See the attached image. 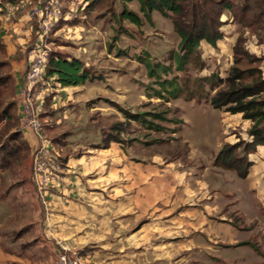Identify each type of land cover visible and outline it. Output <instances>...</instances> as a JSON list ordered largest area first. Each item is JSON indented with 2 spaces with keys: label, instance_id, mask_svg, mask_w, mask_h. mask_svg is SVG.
<instances>
[{
  "label": "rangeland",
  "instance_id": "obj_1",
  "mask_svg": "<svg viewBox=\"0 0 264 264\" xmlns=\"http://www.w3.org/2000/svg\"><path fill=\"white\" fill-rule=\"evenodd\" d=\"M16 1L19 4L20 0ZM57 1L61 18L45 38L49 55L58 53L79 59L103 79L82 88L77 99L84 104L78 109L79 103L73 100L56 107V100L63 102L65 98L46 80L50 87L46 96L55 95L48 111L53 116L46 121L56 130L48 137H57L59 144L50 146L42 132L39 146L45 142L47 149L58 154L63 147L73 153L77 144L101 142L102 128L124 120L106 99L132 113L180 110L165 114L168 120H156L163 127L160 131L133 122L123 134L136 141L125 146L127 164L138 169L128 168L124 174L125 183L131 186L134 181V188L117 203L111 202L109 196L107 231L101 233L102 225L91 221H79L72 239L75 243L69 240L74 252L69 251L83 264H264V147L248 155L252 167L247 178L216 165L215 158L224 144L250 140L252 122L244 120L242 114L217 110L207 102V97L226 89L239 39L255 60L243 61L238 67L258 68L264 77V43L225 12L224 39L217 48L203 42L198 57L180 72L170 58L171 53L179 52L180 43L171 18L158 12L145 18L140 5L133 2L128 8L143 20L137 27L119 18L123 9L120 0ZM4 10L7 14V8ZM36 38L37 32L25 46ZM4 60L10 63L6 45L4 53H0V61ZM147 62L173 67L169 78L178 77L184 88L178 99L166 102L149 96V86H157L149 77ZM214 75L222 81L213 89ZM17 107L20 110V104ZM67 109H75L70 117L75 124L92 127L88 137H72V128L64 118ZM181 119L184 124L177 122ZM6 130L4 122L0 125V147L7 140ZM156 139L158 142L144 144ZM24 163L22 160L0 170V264H59L60 245L52 229L45 228L43 212L37 217V205L30 202L27 206L31 210H25L29 207L21 204L24 196L18 184L25 180L20 170ZM33 171L31 178L37 185ZM109 177L116 179L117 175ZM91 190L92 195L101 197L100 192ZM37 191L41 189L37 187ZM107 192L112 195L116 191L110 188ZM88 206L95 211L94 205ZM100 221L106 226L105 220Z\"/></svg>",
  "mask_w": 264,
  "mask_h": 264
},
{
  "label": "trees",
  "instance_id": "obj_2",
  "mask_svg": "<svg viewBox=\"0 0 264 264\" xmlns=\"http://www.w3.org/2000/svg\"><path fill=\"white\" fill-rule=\"evenodd\" d=\"M5 1V3H4ZM3 8L7 4L16 5V0H4ZM96 2L97 0H93ZM122 10L119 14L121 20H127L137 27H141L143 20L132 10L128 4L137 2L145 18L150 19L154 12L166 18H171L176 33L180 38L179 52L171 53L176 70L183 72L191 59L197 58L203 42L212 48H217L218 43L224 39L223 27L227 24L222 20L225 12H229L234 21L250 29L259 42L264 43V0H120ZM116 38V37H115ZM5 46L0 39V53H4ZM235 66L226 80V89L216 92L214 97H207V102L217 110H224L232 115L242 114L244 120L252 122L248 131L250 140L240 144H224L215 158V164L222 168L235 171L240 178H247L252 167L248 155L255 152L258 147H264V77L260 69L238 67L243 61L253 62L244 48L242 39L234 47ZM149 77L154 79L157 88L149 86V96L164 99L166 102L178 99L184 92L179 78H169L173 67L162 62H147ZM214 75L211 77L212 88L218 87L222 79ZM92 69L81 60L70 56L53 53L48 56L45 80L51 81L55 86L76 87L89 82L102 80ZM55 95L48 94L45 103L39 112L42 123V132L46 140L53 145L59 144L58 138L48 137L55 125L46 120L53 116L49 113V106ZM16 86L11 73V63L0 61V125L6 122L7 140L0 147V170H7L19 161H27L31 154V147L24 138L19 126L17 104L15 101ZM111 107L124 116L123 121L112 122L107 129L101 130V144L97 148L108 149L111 144L131 146L135 139H126L123 134L128 132L133 122L152 131H160L163 127L156 120H168L164 117L170 112H179V109L168 108L167 111L132 113L131 110L106 99ZM94 121L93 117L90 119ZM184 124V120H177ZM100 126V125H99ZM64 137L63 135H60ZM158 139L145 141L150 145ZM187 148V147H186ZM63 163V158L60 159Z\"/></svg>",
  "mask_w": 264,
  "mask_h": 264
},
{
  "label": "crops",
  "instance_id": "obj_3",
  "mask_svg": "<svg viewBox=\"0 0 264 264\" xmlns=\"http://www.w3.org/2000/svg\"><path fill=\"white\" fill-rule=\"evenodd\" d=\"M39 3H41L39 0H20L19 4L17 3L16 5L9 3L6 5L8 10L7 14H4L5 10L0 5V34L2 43L8 49L9 61L12 68L11 73L14 76L16 86V104H19V91L24 84V78L28 70L27 49L30 44L28 46H25V44L30 42L31 37L36 32V22L31 20L29 13L31 8ZM27 4L28 6L26 7ZM22 7L26 8H23L24 10L22 11L20 10ZM20 11L22 13L19 17L17 13L19 14ZM9 43H12L14 46L11 47ZM9 47L12 49V53ZM55 87L56 92H62L64 98L67 99H63L65 102H62L57 97L58 100L54 103L56 107H61L64 103L73 100L79 103L75 109L79 107L83 108L84 103L78 101L77 94L82 93V88L85 85L65 88L57 85ZM75 109L72 111L67 109L64 118L67 119V125L72 128V134H74L72 137L78 136L79 138H86L88 137L89 129H92V127H84L86 125H79V123L75 124V119L70 118L75 114ZM16 113L19 121L21 108L19 110L17 107ZM20 130L23 132L24 138L31 147V154L28 160L20 168L25 176V180L20 181L18 184V189L24 196L21 204L25 208L29 207L27 205L30 202L37 205V217H40L43 212L44 226L45 228L52 229V235L57 244H64L70 251L74 252V247H72L71 242L73 244L75 243L72 239H74V234L79 227L77 223L88 220L89 222L91 221V224L95 223L97 226L102 225L99 227L101 233L107 231L108 224L106 218L109 215V196H112V199H110L111 202L115 201L117 203L123 199L127 191L130 192L134 188V181L131 183V186L129 182L125 183L124 174L126 169L128 170L129 168L131 171H134L137 167L134 164H127L129 159L128 153H126L125 147L120 144L113 143L108 149L97 148L101 144L100 141L98 143L94 142L95 144H88L89 146L86 144H77L78 147L73 153L71 151L66 152V147H63L58 151L59 159L64 158L63 163L59 161L60 174L62 176L61 185L49 191H37L38 185H35L31 176L33 169L32 156L39 146V139L29 129ZM43 138L45 139V137ZM49 145L53 146L52 143H49ZM259 149L262 150L260 147ZM62 151H64V155L61 154ZM109 174H116L117 178L111 179ZM114 183L115 185H113ZM110 188H115L116 191L112 195L107 192ZM90 190L96 191L97 193L100 192L101 197L92 195ZM97 198L98 200L90 202V200ZM89 204L94 205L95 211H90L91 208L88 209ZM25 210H31V207ZM100 220H105L106 226ZM69 240L72 241L69 243Z\"/></svg>",
  "mask_w": 264,
  "mask_h": 264
},
{
  "label": "built area",
  "instance_id": "obj_4",
  "mask_svg": "<svg viewBox=\"0 0 264 264\" xmlns=\"http://www.w3.org/2000/svg\"><path fill=\"white\" fill-rule=\"evenodd\" d=\"M29 16L36 22L37 38L27 49L28 70L18 95V103L21 106L19 126L20 129L33 131L40 138L42 124L39 120V112L44 105L46 92L50 89L45 80L49 56L45 38L61 18L58 1L44 0L31 8ZM35 156L33 177L38 187L44 191L59 187L62 176L58 154L47 149L44 142L38 147ZM59 249V264H83L81 258L75 257L64 244H61Z\"/></svg>",
  "mask_w": 264,
  "mask_h": 264
}]
</instances>
